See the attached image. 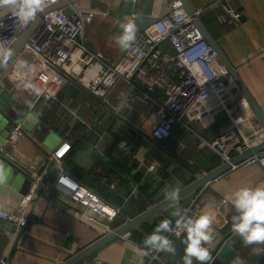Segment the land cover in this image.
Listing matches in <instances>:
<instances>
[{"label": "crops", "instance_id": "1", "mask_svg": "<svg viewBox=\"0 0 264 264\" xmlns=\"http://www.w3.org/2000/svg\"><path fill=\"white\" fill-rule=\"evenodd\" d=\"M62 1L54 0L52 6ZM174 1L80 0L71 9L74 15L95 13L85 27L84 40L92 52L101 53L112 64L126 50L115 41L122 32L121 24L134 21L137 39L168 13ZM187 1L194 11L203 10L199 18L264 113V0ZM221 16L228 22L221 23ZM164 48L172 52L169 44ZM45 89L49 97L43 96ZM145 90L142 81L133 86L121 81L106 100H100L41 65L30 53L19 54L0 78V111L10 119L7 132L0 133V168L7 176L0 183V206L18 213L20 202L31 191L34 200L26 227L0 221V259L8 264H66L111 234H103L81 220L83 205L57 191L46 194L44 187L52 185L62 172L119 210L111 224L115 232L146 212L147 204L156 206L172 189L181 191L224 164L209 144L234 127L232 116L213 110L210 102L177 124L169 139L157 141L149 119L156 105L165 100V93L158 88L146 101L141 94ZM240 109L234 117L244 124L237 132L240 137L252 138L261 125L250 107ZM17 124H22L26 136L13 145L8 139ZM37 178L41 182L34 189ZM261 184L264 165L235 167L156 218L141 223L131 230L130 238L113 239L77 264H183L182 241L186 235L173 241L175 256L163 252L161 261H151L149 254L143 255L138 249L147 251L143 241L161 220L170 219L173 228L176 219L193 217L196 199L203 201L200 214L213 219L214 238L206 245L213 259L227 238L238 237L231 226V217L237 213L226 197L242 187ZM145 186H149L146 192ZM177 211L179 216L173 215ZM194 264L198 262L194 260Z\"/></svg>", "mask_w": 264, "mask_h": 264}, {"label": "built area", "instance_id": "2", "mask_svg": "<svg viewBox=\"0 0 264 264\" xmlns=\"http://www.w3.org/2000/svg\"><path fill=\"white\" fill-rule=\"evenodd\" d=\"M53 2L54 0H49L44 10L52 6ZM202 12V9H198L195 16H192L180 0L174 1L168 13L141 32L131 47L125 50L121 59L111 64L105 61L101 53L92 52L84 40L85 27L93 21L95 13H75L70 17L63 10H55L42 18L22 52L37 57L41 65L48 66L66 79L74 81L100 100H106L121 81L132 86L136 81L144 82L146 90L141 94L146 101H149L154 90L163 89L165 100L156 105L149 119V125L153 127L152 135L157 141L169 139L177 124L184 123L186 117L198 107L212 102L213 110L228 113L234 122L232 129L209 144L221 155L224 163H227L235 155L250 150L252 146L263 144L264 131L259 128L252 138L239 136L237 130H240L244 122L234 115L240 112L241 107L243 109L249 106L241 98L235 81L217 52L203 37L197 25V18ZM41 13H38L36 19ZM239 17L240 14L235 15V18ZM36 19L24 26L6 9H0V60ZM219 21L227 23L228 18L221 16ZM164 44H169L172 52L167 51ZM42 94L45 97L50 96L46 89ZM25 136L22 124H17L8 142L16 145ZM254 163L264 165V155L251 159L242 166ZM39 181L37 178L34 189L39 187ZM44 191L48 195L57 191L83 205L85 212L81 215V220L103 234L114 231L111 224L119 210L65 172L52 185H46ZM33 200L34 192L31 191L20 202L18 213L9 212L0 206V221L11 222L17 228L26 227ZM201 202L198 199L194 201L193 218L200 214ZM173 229L174 232L177 230L176 225ZM174 232L168 236L172 241L186 235L182 230L180 236H176ZM123 236L128 239L131 232ZM162 253L149 251L148 254L154 262L161 261ZM0 264L8 262L0 259Z\"/></svg>", "mask_w": 264, "mask_h": 264}, {"label": "clouds", "instance_id": "3", "mask_svg": "<svg viewBox=\"0 0 264 264\" xmlns=\"http://www.w3.org/2000/svg\"><path fill=\"white\" fill-rule=\"evenodd\" d=\"M49 0H0V9H6L21 24L26 26L36 19L38 13L47 7ZM122 32L115 37L116 43L122 49H128L136 40V25L134 21L121 24ZM7 179L5 170L0 168V183ZM179 189L168 192L166 199L176 203ZM226 200L235 209L236 215L231 217L232 232L240 237L245 245H264V184L255 187H242ZM173 215L179 216V212ZM172 221L163 219L154 228L153 232L145 237L143 244L147 251H138L148 255L149 251L165 252L172 256L176 254V247L171 239L164 233H173ZM174 234L186 233L183 239V264H211L212 255L206 245L211 244L214 238L213 219L209 215L199 214L187 219L178 218L175 221ZM257 254L264 252V248H256Z\"/></svg>", "mask_w": 264, "mask_h": 264}, {"label": "water", "instance_id": "4", "mask_svg": "<svg viewBox=\"0 0 264 264\" xmlns=\"http://www.w3.org/2000/svg\"><path fill=\"white\" fill-rule=\"evenodd\" d=\"M80 0H63L61 3L57 5H53L42 11L40 16L36 19L35 23L32 24L30 27L25 29L23 33L18 37L17 41L13 45V47L1 58L0 60V78L3 77L6 70L10 67L11 64L15 62L19 54L23 51L26 43H28L30 37L33 34L35 27L41 22L42 18L49 12L55 10H63V12L72 17L74 13L71 9V6L77 3ZM187 10V12L195 16L194 9L190 6L187 0H180ZM197 25L203 35V37L209 42L212 48L217 52L220 60L227 68L228 72L230 73L231 77L235 81L242 98L248 103V106L252 109L257 121L261 125V128L264 131V113L262 109L255 103L254 99L248 92L247 88L243 84L242 79L238 73V70L235 66H233L229 60L227 59L226 55L223 53L218 41L212 36L210 31L207 29L205 24L200 18H197ZM10 123V119L5 117L3 113L0 111V133L7 132L8 125ZM264 153V143L254 147L253 149L248 150L247 152L234 157L231 162L224 163L218 169L204 174L200 179L186 187L185 189L179 191L178 194V201L183 200L184 198L192 195L199 189L203 188L204 186L210 184L212 181L218 179L222 175L226 174L227 172L231 171L235 167L242 166L243 163L251 159H255L260 154ZM115 172L121 177V174L115 170ZM123 177V176H122ZM176 202V203H177ZM170 200H164L157 204L154 207H151L150 203L147 204V211L143 214L139 215L135 219H131L127 221V223L117 229L115 232L109 234L108 236L104 237L91 247L87 248L73 259H71L66 264H77L80 261L88 258L94 252H96L99 248L104 246L107 242L116 239L120 236H123L127 232H131L133 229H137L138 226L147 221L149 219H154L157 217L158 214L169 208L170 206L176 204ZM6 223L7 225H12L13 223ZM7 225L5 227H7ZM14 225V224H13ZM260 246H245L244 242L240 237L234 238H227L216 254L214 255L211 264H264V253L257 254L254 249L259 248ZM263 247V246H262Z\"/></svg>", "mask_w": 264, "mask_h": 264}, {"label": "trees", "instance_id": "5", "mask_svg": "<svg viewBox=\"0 0 264 264\" xmlns=\"http://www.w3.org/2000/svg\"><path fill=\"white\" fill-rule=\"evenodd\" d=\"M148 189H149V186H145L144 188H143V190L146 192V191H148ZM106 203H108L109 205H110V203L106 200V199H104V198H102Z\"/></svg>", "mask_w": 264, "mask_h": 264}]
</instances>
